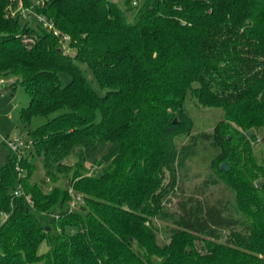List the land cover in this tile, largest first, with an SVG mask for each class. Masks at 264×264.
Segmentation results:
<instances>
[{
	"label": "trees",
	"instance_id": "trees-1",
	"mask_svg": "<svg viewBox=\"0 0 264 264\" xmlns=\"http://www.w3.org/2000/svg\"><path fill=\"white\" fill-rule=\"evenodd\" d=\"M123 1L0 0V77L29 95L23 124L47 118L19 151L3 140L0 264H264V163L252 147L264 139V0ZM188 90L222 110L200 136L220 148L210 168L233 192L234 214L222 201L180 200L160 243L152 219L193 154L174 144L192 126ZM100 141L113 147L94 171L85 148ZM39 158L61 185L32 179Z\"/></svg>",
	"mask_w": 264,
	"mask_h": 264
},
{
	"label": "rangeland",
	"instance_id": "rangeland-1",
	"mask_svg": "<svg viewBox=\"0 0 264 264\" xmlns=\"http://www.w3.org/2000/svg\"><path fill=\"white\" fill-rule=\"evenodd\" d=\"M113 1H116L121 7L124 6L123 0ZM25 20H27L26 17L23 18L22 16L20 23L23 25ZM30 23L33 26L36 24L33 20ZM61 47L64 51L70 52L66 49V42H61ZM78 66L90 85L102 95L104 89L101 88L93 71L86 63L78 62ZM60 79L65 84L70 81L71 77L67 73H61ZM13 81V78L5 79V84L0 89V166L7 162V146L3 143L4 139L14 140L16 138H27L29 131H32L35 127L47 120L44 117H33L28 125L21 122V109L28 105L29 95L22 85H12ZM183 105L192 119V126L188 133H182L176 136L174 138V144L177 148L185 144H190L193 148V154L186 159L183 165H177L176 183L172 192L170 191L166 195L168 200L163 202V215H157L152 219V224L156 228L160 243L169 240L170 229L175 226L174 221L177 218L179 211L178 202L180 200L194 197L210 203L222 201L228 207L229 212L234 214L232 209V204L234 203L233 192L223 181L215 176L213 170L210 168V162L218 155L220 148L213 145L211 138H203L200 136L201 133H211L213 131L216 121L222 114V110L216 107H203L198 105L192 97L190 90L185 95ZM111 147H113L112 144L102 141L86 147V167H90L96 161L101 160ZM252 147L257 160L264 163V139L262 138V134H258L257 139L252 143ZM76 160V155L72 154L65 158L64 162L73 165ZM99 168L94 165L93 170L96 171ZM47 170L48 168L45 167L43 159H37L36 170L34 171L32 179L36 180L45 191L50 189L54 184L61 185L64 181V178L61 177V172H56L60 177L58 180L52 181L51 175ZM91 171L89 170L88 173ZM167 180L168 177H166L165 181ZM48 250V241H41L37 248V253L42 255L47 253Z\"/></svg>",
	"mask_w": 264,
	"mask_h": 264
},
{
	"label": "built area",
	"instance_id": "built-area-1",
	"mask_svg": "<svg viewBox=\"0 0 264 264\" xmlns=\"http://www.w3.org/2000/svg\"><path fill=\"white\" fill-rule=\"evenodd\" d=\"M38 3H39V0H38ZM32 14L33 12L31 11V9H26L22 13V16L23 18L26 17V19L30 20ZM37 16L40 21H43V17L41 15H37ZM64 38L67 39L68 37L65 36ZM4 84H5V79L0 77V89L4 86ZM6 144L8 145V147H10L14 151H19L24 146L22 138H16L14 140H6ZM20 193H21V190H19V188L14 191V194L17 196L20 195ZM25 199L28 203L30 204L32 203L31 197L29 195H26Z\"/></svg>",
	"mask_w": 264,
	"mask_h": 264
},
{
	"label": "water",
	"instance_id": "water-1",
	"mask_svg": "<svg viewBox=\"0 0 264 264\" xmlns=\"http://www.w3.org/2000/svg\"><path fill=\"white\" fill-rule=\"evenodd\" d=\"M58 51H61L60 49H58ZM220 168L223 170V171H227L228 170V163H222L220 165Z\"/></svg>",
	"mask_w": 264,
	"mask_h": 264
}]
</instances>
